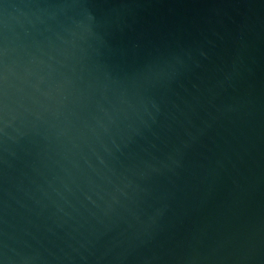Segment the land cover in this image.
<instances>
[{
  "label": "water",
  "instance_id": "1",
  "mask_svg": "<svg viewBox=\"0 0 264 264\" xmlns=\"http://www.w3.org/2000/svg\"><path fill=\"white\" fill-rule=\"evenodd\" d=\"M0 264H264V0H0Z\"/></svg>",
  "mask_w": 264,
  "mask_h": 264
}]
</instances>
